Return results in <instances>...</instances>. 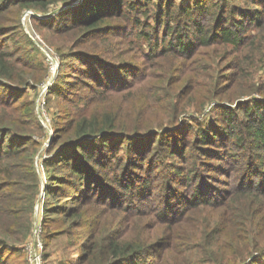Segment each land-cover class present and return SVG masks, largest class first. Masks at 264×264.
Listing matches in <instances>:
<instances>
[{"label":"rangeland","instance_id":"1","mask_svg":"<svg viewBox=\"0 0 264 264\" xmlns=\"http://www.w3.org/2000/svg\"><path fill=\"white\" fill-rule=\"evenodd\" d=\"M68 1L70 4L71 2L75 4L80 0ZM174 1L178 2V0ZM188 1L190 0H185L184 3H188ZM212 1L214 0L208 1L210 9L214 8ZM64 3L65 1H58L50 4L46 11L33 10L30 7L23 8L20 12L21 30L28 38L20 33V29L0 30V43H3L5 48L11 52L12 55L9 57L11 61L15 58L20 60L18 63L13 61L17 69L22 61L34 66L38 59H41L45 66L41 82L35 86L31 84L20 86L21 88L26 86L25 89L29 93L28 98L34 101L36 118L35 120L33 118V124L36 128L32 132V136L38 141L37 150L32 155L21 153V155L9 159L13 166L0 172L2 216L14 220L12 228L21 238L17 243L18 247H21L24 240L28 238L36 218L40 215L43 223V235L47 238L45 242L47 264L74 263L73 260L77 259L79 254L84 253L86 245H89L95 238L96 240L99 238L100 242L105 241L111 231L126 237L124 232L132 231L140 234L145 229L153 243L149 264H264V255L257 256L256 251H252L251 257L248 259L237 258L231 262L213 243L216 237L219 236L222 240L236 226V217L233 214L239 211V203H236L237 210H232V213L228 214L225 210L226 205L232 202L234 196L230 195L223 201L215 199L213 201L216 202L215 204H203L206 207L204 212H201L199 208L188 209L176 221H171L170 218L174 215L170 216V212L166 208L168 200H175L170 199L172 195L182 196L185 190L191 192L205 179L214 186L224 189L234 184L238 176L244 172L239 165L228 164L225 155H221V158L217 159L209 157L205 151L203 154H199L191 146L186 147L182 153L178 148L185 146L188 141L189 144L193 142L199 148L200 143L197 142L195 136H198L201 128L210 134L218 132L215 129L221 127V112L223 110L221 105L229 107L232 119L235 117H238L239 120L246 119L248 112L264 114L263 109L253 110L254 107L248 104L251 100H258L264 104V22L259 26L255 20L251 22V16L241 14L244 7L247 9L257 7L259 1H223L226 16L228 17L231 12L229 19L231 22L233 18L237 21L241 18L244 19L243 23L247 26L244 30L247 41L243 44L240 52L232 51L229 46L216 44L209 45L208 49H202L209 51H212L210 48L218 49L215 55L216 65H212L205 57L201 58L202 67L215 66L212 73L215 76L214 82L222 73H229L233 70L236 74L234 79H222L211 86H206L209 83L208 71H203L199 78L194 73H188V68L193 65L188 58L176 57L172 60L166 56L148 57L150 52L146 54L150 47L147 42H143L144 38L141 35L138 36L137 32L148 35L149 40L157 39L163 45H170L175 39L171 35H167L166 30L171 32L172 26H174L176 31L177 26L174 20L171 19L169 25H166L164 24L165 16H162L160 26L152 27L144 25V21L148 20L151 24L157 20L154 9L150 10L148 17L141 13L129 12L127 13L128 18L125 19L121 27L111 29L110 35L101 37V35L94 34L91 37L88 33L85 34L82 28H72L71 26L52 28L56 25L44 24L51 18H55V23L58 22L57 14L67 6ZM153 15L155 16L153 17ZM130 16H137L140 22L137 23L135 20L133 22ZM202 18H208V14L203 13ZM180 22L177 31L183 35L181 37L184 40L188 38V40L194 41L193 36H188L192 30L191 24L186 19ZM64 28L67 30L66 32L59 31ZM247 42L250 43L247 44ZM153 47L155 48V45ZM81 52H92L97 56L105 54L111 61L126 60L135 64L130 70L137 74V77L131 76L129 80L135 83L138 76L150 74L147 82L149 85L152 84V87L139 85L133 90L138 96L146 94V99L156 103L157 107L153 104L149 106L148 111H152V113H147L146 116L152 123L155 124L156 118L164 114V108L173 106L171 103L174 105L186 103L187 109L182 111L178 118L168 119L169 121L166 119L161 122L168 127L155 128L149 131L152 133L142 138L145 142L138 145L144 151V155L138 156L137 153L130 151L128 142L131 143L132 139L129 137L112 140L111 137L108 138L107 144H113L112 148L114 149L112 150L108 146L103 147L107 153L106 156L109 157L107 162L109 165L98 170L95 159L92 160L91 164L95 169L96 176L89 180L88 185L83 183L85 177L82 178L81 183L75 185L77 190L82 188L84 192L90 191L91 194L85 199L84 192L72 190V196L67 199V202H69L71 210L77 208V214L67 217L60 213L45 212L51 206H59L58 199L61 198H57L54 190L48 193L50 189L46 184L48 178L45 168L49 165H45L44 161L50 158L57 150L59 143L68 137L67 132L60 131L57 135L58 138H53V134H55L53 129L63 125L65 116H77V110L86 106L85 99L94 89V81L88 82L80 73L83 64L78 59V54ZM253 55L255 56L254 65ZM106 60L108 61V59ZM236 63L239 64L237 67H235ZM172 65L177 66L175 71H172V67H170ZM176 76H179V80H174ZM34 80L31 78L29 82L34 83ZM85 81L88 82L87 85L83 83ZM90 83H94V85H90ZM11 84L16 85L12 82ZM181 89L180 97L175 96L174 93ZM152 96L153 98H151ZM77 99L79 100L77 101ZM96 100L103 105L104 101L99 97ZM98 102L94 104L92 102V107L100 106ZM108 104L112 103L108 102ZM144 107L145 104H140L137 105V109L129 108L127 111L130 109L140 110V115H144ZM194 107L197 110L192 109ZM98 108L104 109L103 106ZM2 110L0 107V111ZM174 119L176 121H173ZM38 124L41 126L39 127ZM117 134L123 135V133ZM136 135L139 137L138 134ZM214 136L215 145L205 144L202 149L217 147L215 151L218 152L223 147L227 150L232 143L231 140L228 141L220 134L218 137ZM175 146L178 147L175 148ZM171 150H173L172 153H170ZM144 156V160L141 159L133 165L130 164L133 160ZM196 157L199 159L195 160ZM243 161L245 159L240 162ZM55 162L57 163L56 159ZM30 164L34 169L32 174L26 171ZM226 166L227 170L229 169V175L223 173ZM59 168L68 173L63 165L56 167L55 171ZM131 170L137 173L141 172L143 174L141 176L148 182L152 190L151 195L145 196L137 203L132 202L131 196H129L131 188H126V185L135 184L134 181L129 178L124 180L122 176V174L128 175ZM7 174L9 177L5 176ZM187 175L191 178L189 182L180 179ZM124 184L126 185L124 186ZM64 186L68 190L71 188L67 185ZM108 187L112 191L107 194L106 199H101V193L107 191ZM209 188L211 189L210 185ZM186 195L190 196L189 193ZM127 196H129L128 199H126ZM181 199L183 198H177L175 203H179ZM61 200H66V198ZM253 200L254 198L251 196L246 200L240 199V203L247 204L243 207L252 208L258 204H253ZM125 201L132 203L127 205L128 209L124 208ZM194 202L195 200L191 203ZM183 205H180V208ZM5 209L10 213L4 214ZM170 209H173V206ZM205 216L212 222L218 219L214 228L215 236L210 237L207 241L193 234L196 233L193 231L194 226H199L198 230L204 229L206 226ZM253 218L254 216H251L248 222H251ZM259 227L261 231L264 230V217ZM99 232L103 238L99 237ZM242 232L246 237L250 236L249 245L259 244L262 245L260 250L264 248V239L255 237V234L259 232H254L251 235V228L242 229ZM173 233L177 234L179 238L173 240ZM138 238L136 237V239ZM172 240L173 243H171ZM230 248L236 251L241 247L233 244L230 245ZM23 255V249L20 255L12 251L10 258L12 260H8V263L21 264L20 260H24ZM252 259L256 263H252Z\"/></svg>","mask_w":264,"mask_h":264},{"label":"trees","instance_id":"2","mask_svg":"<svg viewBox=\"0 0 264 264\" xmlns=\"http://www.w3.org/2000/svg\"><path fill=\"white\" fill-rule=\"evenodd\" d=\"M58 1H65L67 5L57 14L58 22L55 23V18H51L44 24L56 25V27L52 28L68 26L82 28L83 32L85 34L88 33L91 37L94 34L96 36L101 35V37L110 35L109 31L111 29L114 30L121 27L125 19L128 18L127 13L129 12L141 13L148 17L150 10L154 9V13L157 14V20L151 24L148 20L144 21V25L152 27L160 26L162 16H165L164 24L166 25H169V22L174 20L177 29L181 23L180 21L186 19L192 27V30H190L191 34L188 36H193L194 41H190L188 38L184 40L181 37L183 35L177 29L175 31L174 26H172L171 32L166 30L167 35H171L175 39L170 45H163L157 39L153 41L149 40L148 35L146 36L142 32H137V35H141L144 38L143 42H147L149 45V51L146 53L149 54L150 52L148 57L159 58L160 56H166L172 60L176 57L188 58L190 59L189 62L193 63V65L187 71L189 74L194 73L198 78L201 77L203 71H208L207 77H209V83L206 86L217 84L222 79H234L236 74L233 70L229 73H222L221 76H218V80L214 82L215 76L212 73L215 70V66L202 67L201 58L205 57L212 65H216L215 55L218 49L210 48L212 51L202 49H208L209 45L216 44L229 46L232 51L240 52L243 44L247 41V36L244 33L247 26L243 23L244 19L241 18L237 21L233 18L231 22L229 20L231 12L228 14V17L226 16V12L224 13V0L212 1L213 9H210V0H190L188 3H184L185 0H178V2L174 0H80L78 3L77 1L76 3L74 2L75 4L73 2L70 4L68 0H0V19L2 20L0 30L6 28H8V31L20 29V33L28 38L21 30V10L30 7L33 10L46 11L50 4ZM255 1H259L257 7L248 9L244 7L241 14L251 16V22L255 20L257 25L260 26L264 22V0ZM203 13L208 14V18H202ZM130 17L133 22L134 20L137 23L140 22L137 16ZM166 17H168L167 20ZM39 20L42 19L39 18ZM59 31L66 32L67 30L64 28ZM153 45H155V48ZM5 47L3 43H0V107L3 109L0 111V172H4L8 167L13 166L9 159L17 157L21 153L32 155L37 150L38 141L32 136V132L36 128L33 124V118L34 120L36 118L34 101L28 98L29 93L25 89L26 86L22 88L20 86L24 84L35 86L41 82L45 71V66L41 59H38L34 66L22 61L17 69L14 62L18 63L20 60L15 58L13 59L14 62L11 61L9 57L12 54ZM92 52H81L78 54V59L83 64V68H81L82 72L80 70L81 75L88 82L90 80L94 81V89H92L88 98L85 99L86 106L77 110V116H65L63 118V125L56 127L55 130L53 129V133H55L53 134V138H58L57 135H59L60 131L67 132L68 137L63 139L53 155L44 161L45 165H49L45 168V174L48 178L46 184L48 189H50L48 193L54 190L57 198H66L63 201L58 199L60 202L59 206H51L45 212L60 213L67 217L77 214V208H72L71 210V207L68 205L69 202H67V199L72 196L71 191L77 190L75 185L81 183L83 177H85V182L83 183L88 185L89 180L96 176L95 169L91 164L92 160L95 159L98 170L109 165L107 164L109 157L106 156L107 153L103 150V147L108 146L112 150L114 149L112 148L113 144H107L108 138L111 137L112 140L119 139V137L123 139L129 137V139H132L131 143L128 142L130 151L137 153L138 156L144 155V151L138 145L141 142H145L142 138L152 133H149V131L155 128L163 129L164 127H168L166 124H161V122L166 119L178 118L179 114L187 109L186 103L175 105L171 103L173 106L164 108V114L156 118L155 124L152 123L146 116L147 113H152V111H148L149 106L151 104L156 106V103L146 99V94L138 96L133 90L134 87H138L139 85L142 87L149 85L147 79L150 77V74L138 76L136 83L129 81L131 76L137 77V74L130 70L135 64L126 60L111 61L105 54L97 56ZM75 55L77 56V54ZM253 58L254 65V55ZM238 65L236 63L235 67ZM170 67H172V71L177 69L175 65ZM31 78L35 79L34 83L29 82ZM174 80H179V76H176ZM148 81L152 82L151 80ZM11 82L16 85H12ZM88 82L85 81L83 83L87 85ZM94 83H90V85H94ZM149 87H152V84ZM209 93L212 94V92ZM181 94L182 89L174 93L177 97H180ZM97 97L104 101L103 105L96 100ZM92 102L93 104L98 102L104 109L98 108L100 106L92 107ZM108 102L112 104L109 105ZM140 104H145L144 115H140V110L133 111L130 109L127 111L129 108L137 109V105ZM248 104L254 107L253 110H264V104L261 101L251 100ZM221 107H223L221 112V127L215 129L218 132L210 134L207 130L201 128L199 129L198 136H195L197 142L200 143L199 148L193 142L189 144L188 141L185 146L179 147L178 150L182 153L186 147L191 146L199 154H203L204 151L205 153L207 152L209 157L220 159L221 155H225L228 164H237L244 172L238 176L234 184L224 189L214 186L205 179L191 192L185 190L182 196L172 195L170 199H183L179 203H175V200H168L166 208L169 210L170 216L174 215L170 218L171 221H176L188 209L199 208L201 212H204L206 207L203 204H215L216 202H213L215 199L223 201L230 195L234 196L232 202L226 205L225 210L230 214L232 210H237L236 203H239V211L233 214L236 217V226L222 240H220L219 236L216 237V240H213L217 248L222 250L224 257L234 262L237 258L242 260L250 258L252 251H256L257 256L264 255V248L260 250L262 245H249L248 239L250 236L247 235L246 237L242 232V229L251 228V235L254 232H259L255 234V237L257 239H264V230L261 231L259 227L264 217V208H262L264 207V114L261 113L259 115L256 112H248V118L246 119L239 120L238 117L232 119L229 107L225 105H221ZM192 109L197 110L195 107ZM173 121H176V119ZM38 125L39 127L41 126L40 124ZM126 130L129 131L127 132ZM117 133H123V135ZM136 134L139 137H136ZM219 134L226 137L228 141L231 140L232 143L227 150H225V147L218 150V152L215 151L217 147L202 149V146L205 144L211 143L215 145L216 139L214 135L218 137ZM180 143L182 142L180 141ZM177 147L175 146V148ZM172 152L173 150L170 151V153ZM212 152L214 154H211ZM141 159L144 160L145 156L133 161L130 158V161H132L130 164L133 165ZM197 159L199 157H196L195 160ZM243 159L245 161L240 162ZM56 165L59 167L63 165L68 173L60 170V168L55 171V168L58 167ZM26 171L31 174L34 173L33 165L30 164L26 168ZM223 173L229 175L227 166L224 168ZM141 175H143L141 172L137 173L134 170H131L126 176L122 174L124 180L129 178L135 183L130 186L124 184L126 188H131L129 196H131L132 202L135 203L143 200L145 196L152 194L151 186ZM5 176L9 177V174ZM180 179L189 182L191 178L187 175L182 176ZM64 185L71 188L68 190ZM209 185L211 189H208ZM58 190L60 192H57ZM0 191H2V184H0ZM77 191L84 192L82 188H78ZM111 191L108 187L107 191L101 193V199H106L107 194H110ZM187 193L190 196H187ZM90 194V191L84 192L83 197L86 199ZM251 196L254 198L253 204H258H255L252 208L243 207L247 206V204L240 203V199L246 200ZM192 199L195 200L194 203H191L194 201ZM217 203L221 204L222 202ZM124 204V208L128 209L127 205H131L132 203L125 201ZM182 204L184 205L180 208ZM171 206H173V209H170ZM8 213L10 211L5 209L4 214ZM251 216H254V218L251 222H248ZM43 222L45 226V221L43 220ZM217 223L218 219L212 222L210 218L205 216L206 226L201 230H198L199 226H194L193 231H196V233L193 234L207 241L210 237L215 236L216 232L214 228ZM13 224L14 220L2 216L0 203V264H9L8 260H12L10 259L12 251L20 255L23 244L27 239L24 240L21 247H18L17 243L21 238L17 236L15 230L12 228ZM124 234L126 237L120 233L111 231L107 235V239L102 242H100L99 238L97 240L95 238L89 245H86L84 253L79 254L72 264H149L153 251V243L151 242L150 235L146 233V229L140 234L132 231H128V233L124 232ZM43 236L46 242L47 238L45 235ZM99 237L103 238L100 232ZM136 237L139 238L136 239ZM178 238L179 236L173 233L172 239L176 240ZM173 240L171 243H173ZM197 243L199 244V242ZM233 244L240 245L241 248L235 251L233 248H230V245ZM253 259L252 263H256L253 262ZM20 262L21 264H27L25 258L24 260L21 259Z\"/></svg>","mask_w":264,"mask_h":264},{"label":"built area","instance_id":"3","mask_svg":"<svg viewBox=\"0 0 264 264\" xmlns=\"http://www.w3.org/2000/svg\"><path fill=\"white\" fill-rule=\"evenodd\" d=\"M23 252L27 264H47L45 257V239L40 215L36 218L31 233L24 242Z\"/></svg>","mask_w":264,"mask_h":264}]
</instances>
